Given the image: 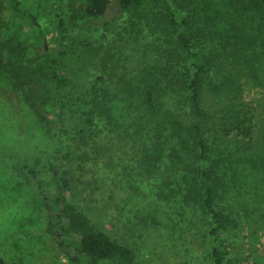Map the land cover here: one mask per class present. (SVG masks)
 <instances>
[{
    "label": "rangeland",
    "instance_id": "rangeland-1",
    "mask_svg": "<svg viewBox=\"0 0 264 264\" xmlns=\"http://www.w3.org/2000/svg\"><path fill=\"white\" fill-rule=\"evenodd\" d=\"M20 1L36 13V18L15 12L12 0H0V43L11 36L23 41L27 48L23 61L41 48L55 51L63 20L69 41H88L95 47V56L89 61L78 64L68 58L73 66L69 71L75 92L90 90L88 109H94L101 129L107 132L112 128H134L150 166L156 168L163 152L161 145L174 146L170 140L173 128L163 117H171L178 105L164 96L158 101V109L167 115L155 114L147 103V93L152 73L158 74L174 52L170 53L176 46V34L147 22L152 19L130 16L116 18L103 39L105 20L79 15L75 10L79 0ZM151 1L155 6L156 0ZM211 1L193 0L192 7L203 16ZM219 1H212L213 8L220 7ZM176 5L175 8L180 7ZM154 9L159 13L165 7ZM223 11L226 29L232 24L252 22L245 12L237 13L235 5L230 4ZM178 13L181 21L184 13ZM248 15L251 17L250 12ZM145 27L150 31L143 34ZM248 33L257 46L246 51L239 62L220 49L215 60L218 72L213 71L212 76L221 90L208 92L204 103L215 122L208 137L211 163L223 184L218 207L231 219L223 234L226 256L222 264H264V82L243 73V69L249 72L247 69L254 67L264 75V31L255 21ZM210 51L207 46L204 53ZM20 56L9 49L0 61V256L8 264H73L65 248L48 232L50 218L39 188L42 182L45 189L54 193L53 166L73 146L80 158L71 167L73 188L68 199L114 240L134 250L136 258L131 264H214L209 249L210 220L204 211L183 197L172 199L167 205L161 203L140 173L128 170V165L121 163L97 132L74 144L69 125L51 127L41 122L32 103L15 87L12 69H16ZM254 56L259 58L251 65ZM238 84L243 85L245 101L259 114V132L251 151L241 149V142L217 131L223 111L236 99L234 89ZM36 105L51 117V108L41 99ZM24 167L34 170L35 176L27 170L23 172ZM104 185L110 187L111 193L103 192ZM59 236L65 238L61 232ZM66 238L79 242L72 235Z\"/></svg>",
    "mask_w": 264,
    "mask_h": 264
},
{
    "label": "trees",
    "instance_id": "trees-1",
    "mask_svg": "<svg viewBox=\"0 0 264 264\" xmlns=\"http://www.w3.org/2000/svg\"><path fill=\"white\" fill-rule=\"evenodd\" d=\"M12 1L15 12L29 19L36 18V13L24 7L20 0ZM170 1L175 6L170 5L169 0H156L155 6L151 0H79L78 9H75L84 18L105 20L103 39L107 37V32L116 18L130 16L140 20L152 19L147 22L163 26L176 34L175 50L172 49L170 53L174 52L168 56L169 61L161 71L158 74L152 73V85L147 93V103L150 108L155 109V114L163 113L158 109V101L164 96L178 105L177 111L171 117H163L167 115L163 113L165 115L162 117L171 123L173 128L170 140L174 146L166 143L165 148L161 145L163 152L156 168L150 166L143 152L144 144L134 128L128 131L112 128L107 132L101 129L94 109H88L91 104L88 102L90 90L80 92L81 95L75 92L69 71L73 66L68 58L78 64L81 60L89 61L95 56L92 53L95 47L88 41H69L65 35L63 20L60 24L63 29L60 32L59 45L55 51L41 48L35 51L33 57L23 61L27 48L23 41L11 36L7 42L0 43V61L3 60L2 56L6 50L11 49L12 52L21 54L19 62L14 65L16 69H12L15 87L22 92L26 101L32 103L34 111L44 125H69L74 144L90 138L92 133L97 132L99 139L114 149L121 158V163L128 165V170L132 168L140 173L161 203L167 205L172 199L183 197L204 211L210 220L212 245H209V249L214 264H222L226 256L223 234L231 219L218 207L223 184L211 163L212 153L208 137L215 122L204 103L208 92L218 93L221 90L212 76L213 71L218 72L215 60L219 58L217 54L220 49L228 51V55L235 57L236 62H239V59L246 55V51L256 48L253 35L248 33V29L258 21L260 31H264V0H220L217 3L219 8H213L212 0L206 8V12L210 14L203 16L197 8L192 7L193 0ZM228 2L236 6L237 13L245 12L252 22L232 24L226 29L223 8L230 6ZM156 4L157 7L163 5L165 9L156 12ZM176 4L180 7L175 8ZM178 11L184 13L181 21ZM229 12L230 9L227 13ZM147 27L142 31L143 34L150 31ZM207 46L211 47L209 54L204 53ZM258 58L254 56L251 65ZM254 69H247L249 72L243 69V73L253 76L257 81L261 80V83L264 82L261 71ZM242 86L238 84L235 87L236 99L223 111L217 131L224 137L241 142V149L251 151L259 132V114L256 107L248 105L245 101ZM39 99L51 108V117H47L37 108L36 102ZM77 153L74 147L70 146L64 158L53 166L56 179L53 194L43 187L42 182L39 183L50 218L48 232L65 248L73 264H84L83 259L89 264H131L136 258L134 250L114 240L105 230L99 228L85 211L68 199V194L73 188L71 167L80 158ZM25 170L35 176L34 170L24 167L23 172H26ZM101 188L104 193H111L110 187L104 185ZM59 230L65 238L59 236ZM70 235L79 238V242L69 241L66 237ZM0 264H8L2 256Z\"/></svg>",
    "mask_w": 264,
    "mask_h": 264
}]
</instances>
